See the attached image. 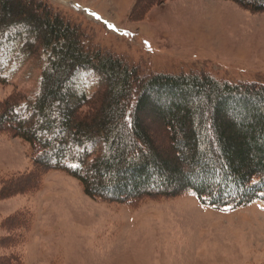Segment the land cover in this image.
Returning a JSON list of instances; mask_svg holds the SVG:
<instances>
[{
  "label": "trees",
  "instance_id": "16d2710c",
  "mask_svg": "<svg viewBox=\"0 0 264 264\" xmlns=\"http://www.w3.org/2000/svg\"><path fill=\"white\" fill-rule=\"evenodd\" d=\"M231 1L264 11V0ZM81 31L44 0H0V84L31 59L42 71L36 94L0 100V134L28 144L33 163L30 173L3 180L1 196L26 179L32 185L25 191L36 192L45 174L60 171L91 199L130 208L185 194L218 210L264 201V84L204 73L144 75L122 57L87 47ZM200 96L205 105L197 104ZM146 108L165 115L175 133L172 157L143 126ZM12 219L11 231L32 225L29 212Z\"/></svg>",
  "mask_w": 264,
  "mask_h": 264
},
{
  "label": "rangeland",
  "instance_id": "374dc122",
  "mask_svg": "<svg viewBox=\"0 0 264 264\" xmlns=\"http://www.w3.org/2000/svg\"><path fill=\"white\" fill-rule=\"evenodd\" d=\"M44 1L80 27L87 47L122 57L144 75L204 73L264 84V11L231 0H144L134 12L137 0ZM41 73L35 59L8 73L0 100L36 94ZM197 104L205 105L201 96ZM139 116L154 146L172 157L175 133L165 115L146 108ZM197 133L203 142L205 133ZM32 168L29 145L0 134V193L4 179ZM27 180L0 195V264H264V201L218 210L185 194L130 208L91 199L64 172L45 174L36 192L25 191ZM21 212L32 225L9 230ZM16 235L23 242L13 244Z\"/></svg>",
  "mask_w": 264,
  "mask_h": 264
}]
</instances>
